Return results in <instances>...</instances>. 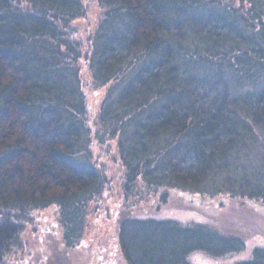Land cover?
I'll list each match as a JSON object with an SVG mask.
<instances>
[{
	"label": "trees",
	"instance_id": "trees-1",
	"mask_svg": "<svg viewBox=\"0 0 264 264\" xmlns=\"http://www.w3.org/2000/svg\"><path fill=\"white\" fill-rule=\"evenodd\" d=\"M95 1L84 48L73 23L85 0H0V264L22 251L35 210L54 206L59 244L79 245L107 182L92 148L111 140L127 195L264 204V0ZM83 62L106 87L94 126ZM115 240L124 264H193L194 251L244 244L212 222L133 213ZM230 264H264V246Z\"/></svg>",
	"mask_w": 264,
	"mask_h": 264
},
{
	"label": "rangeland",
	"instance_id": "rangeland-1",
	"mask_svg": "<svg viewBox=\"0 0 264 264\" xmlns=\"http://www.w3.org/2000/svg\"><path fill=\"white\" fill-rule=\"evenodd\" d=\"M87 15L76 19L73 25L76 34L87 46L90 27L99 17L100 9L95 0H85ZM82 86L86 95L87 121L96 123L99 104L105 86L93 85L85 62L81 64ZM93 154L103 167L106 184L102 200L88 216L84 237L73 249H64L59 244L60 228L54 206L30 213L29 221L23 222L21 233L22 251L10 255V264H124L117 252L116 226L122 214L169 216L181 221L201 220L222 225L223 228L239 233L244 238L241 249L221 256H212L202 251L189 255L193 264H230L251 257L252 249L264 246V204L247 199H232L225 195L207 197L193 193L168 190L166 202L161 201L162 190L141 194H125L122 189V167L114 140L103 146L94 145ZM98 211V212H96ZM63 249V250H61Z\"/></svg>",
	"mask_w": 264,
	"mask_h": 264
}]
</instances>
